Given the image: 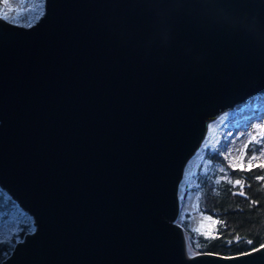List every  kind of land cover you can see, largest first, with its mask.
I'll list each match as a JSON object with an SVG mask.
<instances>
[{"label":"water","instance_id":"obj_1","mask_svg":"<svg viewBox=\"0 0 264 264\" xmlns=\"http://www.w3.org/2000/svg\"><path fill=\"white\" fill-rule=\"evenodd\" d=\"M261 93L264 0H44L29 26L0 17V188L36 225L1 264H264V243L188 255L174 222L208 121Z\"/></svg>","mask_w":264,"mask_h":264},{"label":"trees","instance_id":"obj_2","mask_svg":"<svg viewBox=\"0 0 264 264\" xmlns=\"http://www.w3.org/2000/svg\"><path fill=\"white\" fill-rule=\"evenodd\" d=\"M3 4L4 0H0V9ZM247 150L249 153L250 149ZM203 151L210 165L203 170L199 167L195 170L189 187L187 177L185 178L180 198L182 200L191 189L199 191L197 210L215 219L212 232L192 229L188 212L181 219L177 217L194 252L210 251L232 255L263 244V170L257 166H253L251 170L245 165L233 166L218 150L206 147ZM224 174L225 177H219ZM10 202H13L11 198L0 189V205L7 206ZM27 228L26 223H22L16 235L22 237ZM14 237L15 234L8 240H0V264L13 248Z\"/></svg>","mask_w":264,"mask_h":264},{"label":"rangeland","instance_id":"obj_3","mask_svg":"<svg viewBox=\"0 0 264 264\" xmlns=\"http://www.w3.org/2000/svg\"><path fill=\"white\" fill-rule=\"evenodd\" d=\"M42 11L43 0H4L0 9V17L11 23L29 25L37 19ZM208 124L202 143L185 165L178 188L179 196L182 194L181 185L186 181L185 178L187 177V186L189 187L192 184V175L195 170L198 167L203 170L210 165V161L204 157L203 150L206 147L210 150H218L233 166H248L250 157L256 156V159L252 160V165L262 169L264 173V167H260V165H264V155H261V151L264 150V94L247 97L244 101L218 113ZM250 141L253 143H249ZM247 149H250L249 153ZM225 176L224 174L219 177ZM4 192L6 196L10 197L6 191ZM198 197L199 191L191 189L182 200H179V219L188 212L192 229L212 232L214 219L197 210ZM12 201L7 206L0 205V240H8L15 234L13 242V246H15L18 240L23 239L16 235L21 224L26 223L27 231L32 230L34 224L33 217L23 211L13 199ZM186 245V252L189 255L196 253L191 247L188 237H186Z\"/></svg>","mask_w":264,"mask_h":264},{"label":"clouds","instance_id":"obj_4","mask_svg":"<svg viewBox=\"0 0 264 264\" xmlns=\"http://www.w3.org/2000/svg\"><path fill=\"white\" fill-rule=\"evenodd\" d=\"M174 2V0H173ZM157 34L160 37V43L161 44H166L168 43L169 39H170V35H169V29L167 28V26L163 23L160 22L157 25Z\"/></svg>","mask_w":264,"mask_h":264},{"label":"snow or ice","instance_id":"obj_5","mask_svg":"<svg viewBox=\"0 0 264 264\" xmlns=\"http://www.w3.org/2000/svg\"><path fill=\"white\" fill-rule=\"evenodd\" d=\"M253 140H255V138H253ZM249 143H253V141H250ZM261 155H264V150L261 151ZM255 159H256V156L250 157L249 162H248V169L249 170H251V168L253 167L252 160H255ZM260 167H264V165H260ZM262 178H264V177H262ZM237 183H239V181H237ZM240 194L243 195V193H240ZM249 243H251V241H249Z\"/></svg>","mask_w":264,"mask_h":264},{"label":"bare ground","instance_id":"obj_6","mask_svg":"<svg viewBox=\"0 0 264 264\" xmlns=\"http://www.w3.org/2000/svg\"><path fill=\"white\" fill-rule=\"evenodd\" d=\"M262 94H264V93H261V94H255V95H262ZM254 96V95H253ZM250 97H252V96H250ZM208 132V131H207Z\"/></svg>","mask_w":264,"mask_h":264}]
</instances>
